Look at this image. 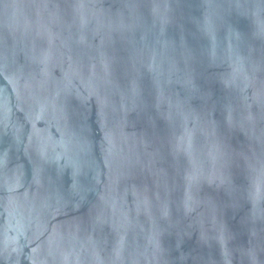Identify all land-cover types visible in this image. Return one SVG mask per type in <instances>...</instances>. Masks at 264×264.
<instances>
[{"label": "water", "instance_id": "water-1", "mask_svg": "<svg viewBox=\"0 0 264 264\" xmlns=\"http://www.w3.org/2000/svg\"><path fill=\"white\" fill-rule=\"evenodd\" d=\"M0 264H264V0H0Z\"/></svg>", "mask_w": 264, "mask_h": 264}]
</instances>
